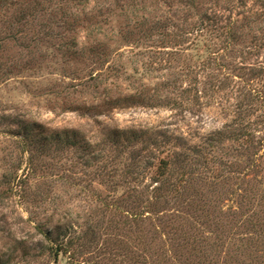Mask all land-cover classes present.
Returning <instances> with one entry per match:
<instances>
[{"label": "rangeland", "instance_id": "374dc122", "mask_svg": "<svg viewBox=\"0 0 264 264\" xmlns=\"http://www.w3.org/2000/svg\"><path fill=\"white\" fill-rule=\"evenodd\" d=\"M0 264H264V0H0Z\"/></svg>", "mask_w": 264, "mask_h": 264}, {"label": "trees", "instance_id": "16d2710c", "mask_svg": "<svg viewBox=\"0 0 264 264\" xmlns=\"http://www.w3.org/2000/svg\"><path fill=\"white\" fill-rule=\"evenodd\" d=\"M36 1L38 3L39 0H36ZM200 20H202L201 22L205 23V27L204 28H206V26H207V28H209V24H208V21H210L209 18L206 17V19H205V18L202 17ZM145 167H146V165L145 166H142L141 168L144 169ZM162 169H163V166L162 165H159L158 172L156 173V176H155V179H154L155 182H157V181H159L161 179L160 177L163 174Z\"/></svg>", "mask_w": 264, "mask_h": 264}]
</instances>
